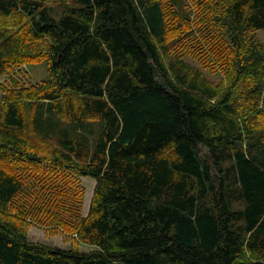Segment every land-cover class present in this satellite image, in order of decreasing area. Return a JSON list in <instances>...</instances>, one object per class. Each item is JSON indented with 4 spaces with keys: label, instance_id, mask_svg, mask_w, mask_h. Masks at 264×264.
<instances>
[{
    "label": "trees",
    "instance_id": "trees-1",
    "mask_svg": "<svg viewBox=\"0 0 264 264\" xmlns=\"http://www.w3.org/2000/svg\"><path fill=\"white\" fill-rule=\"evenodd\" d=\"M46 2L0 0V75L47 64L0 103V264H264V0ZM26 178L23 215L92 250L27 239Z\"/></svg>",
    "mask_w": 264,
    "mask_h": 264
},
{
    "label": "rangeland",
    "instance_id": "rangeland-1",
    "mask_svg": "<svg viewBox=\"0 0 264 264\" xmlns=\"http://www.w3.org/2000/svg\"><path fill=\"white\" fill-rule=\"evenodd\" d=\"M71 3V0H47L46 6L50 8L52 17L58 19L64 8L69 6ZM255 36L264 50V30L257 31ZM23 51L26 57H33V54H36L37 52V47L30 43L29 45H25ZM184 60L191 65L198 67L212 83H222L223 76L218 69H215V72H213L211 69L202 68L198 60L190 55L185 56ZM46 79L47 64L45 60H40L37 58L35 60L24 59L17 66L10 65L4 70L3 74L0 75V103L3 98L7 96L8 91L28 87L30 85H36L42 83ZM19 109L22 112V117L26 124V132L30 133V111L24 108L22 110L21 106H19ZM36 144L38 145L40 151H49V149L54 147L50 144V146L48 144H46L47 146H40L39 143ZM30 181H33V179H25V189L27 193L19 195L17 198H15V201L9 209L10 215H17L16 212L19 210V208H22V213L20 215L24 216L23 218L29 224L26 229L27 239L33 243L58 247L61 249L78 248L83 252L92 250L91 246L78 243L76 241L75 235H68L64 233L61 228L50 225L51 222L46 223V225L33 224L30 220V215H23L24 210L27 209H24V206L21 205H24V203L28 201L27 197L30 200L31 195L33 194L29 192L31 188ZM77 184L79 189V212L82 217H85L87 215L92 198L95 181L88 177H78ZM62 215L67 217L65 214Z\"/></svg>",
    "mask_w": 264,
    "mask_h": 264
}]
</instances>
